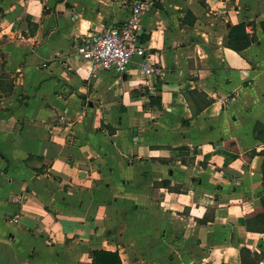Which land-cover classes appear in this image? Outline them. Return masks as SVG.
<instances>
[{"label":"crops","instance_id":"1","mask_svg":"<svg viewBox=\"0 0 264 264\" xmlns=\"http://www.w3.org/2000/svg\"><path fill=\"white\" fill-rule=\"evenodd\" d=\"M149 1L151 74L78 52L136 0H0V264L264 257V0Z\"/></svg>","mask_w":264,"mask_h":264},{"label":"built area","instance_id":"2","mask_svg":"<svg viewBox=\"0 0 264 264\" xmlns=\"http://www.w3.org/2000/svg\"><path fill=\"white\" fill-rule=\"evenodd\" d=\"M149 0H136L132 16L124 23L91 33L81 38L79 55L93 71L126 72L133 63L140 71L151 74L158 69L147 48L140 41L143 13L151 6Z\"/></svg>","mask_w":264,"mask_h":264},{"label":"trees","instance_id":"3","mask_svg":"<svg viewBox=\"0 0 264 264\" xmlns=\"http://www.w3.org/2000/svg\"><path fill=\"white\" fill-rule=\"evenodd\" d=\"M237 37H235L232 43L229 44L230 47L240 51L243 47H246L250 42L248 40L249 33L244 27L241 30L237 27ZM93 264H123L120 254L114 251L108 250H94L93 251Z\"/></svg>","mask_w":264,"mask_h":264},{"label":"rangeland","instance_id":"4","mask_svg":"<svg viewBox=\"0 0 264 264\" xmlns=\"http://www.w3.org/2000/svg\"><path fill=\"white\" fill-rule=\"evenodd\" d=\"M261 258H264V257H262L261 254L260 255L255 254V253L254 254H249L246 257V261H247L246 263L249 264L248 261L250 260L251 261V264H255Z\"/></svg>","mask_w":264,"mask_h":264},{"label":"water","instance_id":"5","mask_svg":"<svg viewBox=\"0 0 264 264\" xmlns=\"http://www.w3.org/2000/svg\"><path fill=\"white\" fill-rule=\"evenodd\" d=\"M155 5L156 6H161L159 1H156Z\"/></svg>","mask_w":264,"mask_h":264},{"label":"clouds","instance_id":"6","mask_svg":"<svg viewBox=\"0 0 264 264\" xmlns=\"http://www.w3.org/2000/svg\"><path fill=\"white\" fill-rule=\"evenodd\" d=\"M30 10H31V11H37V8L34 7V8H32V9H30Z\"/></svg>","mask_w":264,"mask_h":264}]
</instances>
